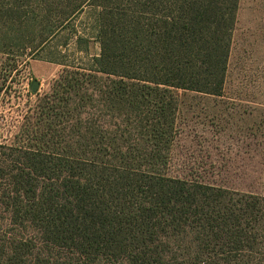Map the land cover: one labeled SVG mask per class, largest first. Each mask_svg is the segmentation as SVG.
Wrapping results in <instances>:
<instances>
[{
	"label": "rangeland",
	"instance_id": "374dc122",
	"mask_svg": "<svg viewBox=\"0 0 264 264\" xmlns=\"http://www.w3.org/2000/svg\"><path fill=\"white\" fill-rule=\"evenodd\" d=\"M39 3L35 31L16 35L0 18V177L29 173L37 186L22 201L29 220L0 196V264H264V0H238L218 96L79 69L100 52L73 43L76 32L92 36L96 10L89 0ZM99 184L110 202L103 212L113 205L120 219L99 217L84 248L50 237L48 212Z\"/></svg>",
	"mask_w": 264,
	"mask_h": 264
},
{
	"label": "trees",
	"instance_id": "16d2710c",
	"mask_svg": "<svg viewBox=\"0 0 264 264\" xmlns=\"http://www.w3.org/2000/svg\"><path fill=\"white\" fill-rule=\"evenodd\" d=\"M19 1L11 0L5 7L0 0V18L6 17L16 35L21 27L23 31H35L43 23L40 16L33 12V8L40 5L39 0H31L34 2L31 6H24ZM89 1V5L96 10H93V34L88 37L76 32L73 43L76 48L82 46L87 52L93 41L98 43L100 52L98 56L89 58L87 68H76L166 88L214 96L221 93L238 0H132L137 5L136 10L124 13L114 4L115 0ZM84 3L73 5L70 15L79 13ZM49 33L53 35V31ZM39 43L41 45L42 41ZM47 61L68 66L63 60ZM27 160L35 159L28 157ZM34 163L39 165L40 161ZM37 168L46 172L41 166ZM11 176L4 175L0 179L7 180ZM29 177V173L15 174L7 183V188L0 192V196L12 200L8 207H15V210L10 212L22 220L30 211L26 204L22 211V201L27 197L28 189L30 194L35 195L37 188L30 183L32 178ZM160 184L154 183L153 186ZM81 187L80 193L74 195L77 198L75 205L64 206L59 212H48L47 219L41 220V223L55 241L78 242L84 248L92 239L96 240L93 228L98 224L96 220L99 217L111 226L120 219L122 211L112 205L109 216L103 212L109 209L107 205L110 202L102 184L96 192H87ZM42 189L46 191L43 195L48 194L43 201L50 200L51 187L44 184ZM96 193L106 197L105 202L97 204L94 199ZM102 205L105 206L103 210L99 209ZM132 220H136V215L126 219Z\"/></svg>",
	"mask_w": 264,
	"mask_h": 264
},
{
	"label": "water",
	"instance_id": "95a60500",
	"mask_svg": "<svg viewBox=\"0 0 264 264\" xmlns=\"http://www.w3.org/2000/svg\"><path fill=\"white\" fill-rule=\"evenodd\" d=\"M39 86V83L37 81H32L31 85H30V91L32 93H35L37 91V88Z\"/></svg>",
	"mask_w": 264,
	"mask_h": 264
}]
</instances>
